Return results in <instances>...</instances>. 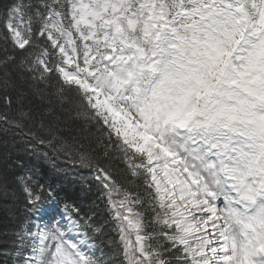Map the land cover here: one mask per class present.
<instances>
[{
    "label": "snow or ice",
    "instance_id": "obj_1",
    "mask_svg": "<svg viewBox=\"0 0 264 264\" xmlns=\"http://www.w3.org/2000/svg\"><path fill=\"white\" fill-rule=\"evenodd\" d=\"M0 197V264H264V0H0Z\"/></svg>",
    "mask_w": 264,
    "mask_h": 264
},
{
    "label": "trees",
    "instance_id": "obj_2",
    "mask_svg": "<svg viewBox=\"0 0 264 264\" xmlns=\"http://www.w3.org/2000/svg\"><path fill=\"white\" fill-rule=\"evenodd\" d=\"M11 139V137H9ZM86 147H96L94 143L89 145V142L85 141ZM102 148H96V154L102 153ZM106 164H110L115 171L124 167L123 163L118 160H104ZM34 164L39 169L41 175L51 185L57 198L61 201V205L65 202L75 204L81 209V215L88 213L92 215L93 219L97 223H102L109 220V213L105 209L104 202L97 199L96 190L93 187L89 192L87 191L85 182H82L80 177H88L90 173L87 169H81L78 166H74L66 157L56 160V167H52L51 164L43 160H30V165ZM59 169H65V171H57ZM88 184L91 181H87ZM22 198L13 200L11 198L0 197V229H11L19 224L24 218ZM98 205V207H97ZM50 204H45L44 207H49ZM57 209H60L56 206ZM34 219H36L34 217ZM110 228L111 225H106ZM109 235H115L109 232Z\"/></svg>",
    "mask_w": 264,
    "mask_h": 264
},
{
    "label": "rangeland",
    "instance_id": "obj_3",
    "mask_svg": "<svg viewBox=\"0 0 264 264\" xmlns=\"http://www.w3.org/2000/svg\"><path fill=\"white\" fill-rule=\"evenodd\" d=\"M60 220V219H59ZM62 220V219H61Z\"/></svg>",
    "mask_w": 264,
    "mask_h": 264
}]
</instances>
